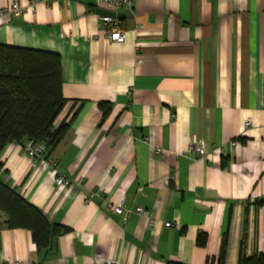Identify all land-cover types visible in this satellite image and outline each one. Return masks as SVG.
<instances>
[{
	"label": "crops",
	"instance_id": "0c3cea01",
	"mask_svg": "<svg viewBox=\"0 0 264 264\" xmlns=\"http://www.w3.org/2000/svg\"><path fill=\"white\" fill-rule=\"evenodd\" d=\"M104 12L95 0H39L0 20V45L59 56L65 99L53 123L65 127L60 141L40 161L27 139L6 145L0 182L68 229L38 250L0 213V264H209L224 236L225 264H237L242 240L246 256L259 254L264 0H134L116 12L122 43L107 40ZM100 102L111 107L105 118ZM47 160L69 187L55 186ZM116 205L148 218H124Z\"/></svg>",
	"mask_w": 264,
	"mask_h": 264
},
{
	"label": "trees",
	"instance_id": "16d2710c",
	"mask_svg": "<svg viewBox=\"0 0 264 264\" xmlns=\"http://www.w3.org/2000/svg\"><path fill=\"white\" fill-rule=\"evenodd\" d=\"M62 78L57 54L0 45V153L10 143L27 139L33 144L54 147L62 138L65 127L53 130V123L62 108ZM105 118L111 107L98 104ZM3 164L0 162V172ZM260 205L263 201L259 202ZM0 213L9 229L22 228L31 233L38 250L49 247L53 236L68 231L50 225L44 215L26 202L14 189L0 182ZM207 236L200 233L196 245L204 247ZM226 237H223L219 256L207 258L209 264H225ZM167 264H181L167 262ZM237 264H264V249L259 254L246 256L240 242Z\"/></svg>",
	"mask_w": 264,
	"mask_h": 264
},
{
	"label": "built area",
	"instance_id": "2783aa9c",
	"mask_svg": "<svg viewBox=\"0 0 264 264\" xmlns=\"http://www.w3.org/2000/svg\"><path fill=\"white\" fill-rule=\"evenodd\" d=\"M101 9L106 12L114 13V16L108 14L100 15V23L104 27V31L109 42L122 43L125 39L124 31L121 29L120 21L116 16V12L122 8L130 9L133 6L134 0H95ZM39 0H31L30 4L27 6H10L7 8H0V20L3 18L16 19L21 15L28 13L29 11L34 10L35 6ZM249 122H246V125H249ZM30 153L38 161L43 160L44 145L43 144H33L32 142L28 145ZM190 151L195 153L198 157H203L205 155V149L202 142L197 140H192L190 144ZM155 153L160 154L161 148L158 146L154 147ZM47 164L54 170V184L58 188H67L70 186V181L62 174H59L55 167L56 164L53 160H47ZM115 214L122 215L124 218L127 217L132 211L147 217V211L142 207H136L133 210H123L118 205L114 207H109ZM148 218V217H147ZM154 219L149 218V225L154 224ZM164 226L170 227V223H165Z\"/></svg>",
	"mask_w": 264,
	"mask_h": 264
},
{
	"label": "water",
	"instance_id": "95a60500",
	"mask_svg": "<svg viewBox=\"0 0 264 264\" xmlns=\"http://www.w3.org/2000/svg\"><path fill=\"white\" fill-rule=\"evenodd\" d=\"M104 14H108V15H111V16H114V13H112V12H104ZM117 17H119V15H116Z\"/></svg>",
	"mask_w": 264,
	"mask_h": 264
}]
</instances>
